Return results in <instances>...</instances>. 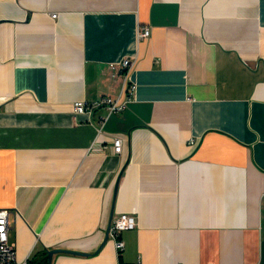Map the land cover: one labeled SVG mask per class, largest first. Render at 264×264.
Here are the masks:
<instances>
[{"label":"crops","instance_id":"0c3cea01","mask_svg":"<svg viewBox=\"0 0 264 264\" xmlns=\"http://www.w3.org/2000/svg\"><path fill=\"white\" fill-rule=\"evenodd\" d=\"M0 209L17 263L264 264V0H0Z\"/></svg>","mask_w":264,"mask_h":264},{"label":"built area","instance_id":"2783aa9c","mask_svg":"<svg viewBox=\"0 0 264 264\" xmlns=\"http://www.w3.org/2000/svg\"><path fill=\"white\" fill-rule=\"evenodd\" d=\"M56 15H51V19H55ZM149 29L139 28L137 32V40H143L149 37ZM133 62L124 60L119 65H109V69L116 71L120 69L124 71V85L128 83V71L131 69ZM128 93L132 95L135 92V86H127ZM126 103L119 99L111 97H104L98 103L92 106H86L82 102L74 104V113L77 115H86L93 108H104L107 116L100 121V130L105 124L107 118L113 114L122 112L125 109ZM112 151L115 155H120L122 150V139L120 137H113L111 139ZM8 216L9 212L5 209H0V264H28L27 262L17 263L15 260V252L13 245L9 243L8 239ZM136 227L135 219L127 214H120L117 219L113 220L108 229V237L113 241L117 253L124 250V243L120 236L123 232L133 230Z\"/></svg>","mask_w":264,"mask_h":264},{"label":"water","instance_id":"95a60500","mask_svg":"<svg viewBox=\"0 0 264 264\" xmlns=\"http://www.w3.org/2000/svg\"><path fill=\"white\" fill-rule=\"evenodd\" d=\"M119 181V179H118ZM118 181L115 185V190H114V202H115V196H116V193H117V186H118ZM108 239V230H107V235H106V238H105V242L107 241ZM55 254H66V255H79L78 253H74V252H70V251H65V250H54V251H50L48 253L49 257L51 258V256L55 255Z\"/></svg>","mask_w":264,"mask_h":264},{"label":"trees","instance_id":"16d2710c","mask_svg":"<svg viewBox=\"0 0 264 264\" xmlns=\"http://www.w3.org/2000/svg\"><path fill=\"white\" fill-rule=\"evenodd\" d=\"M29 264H46V257H44L42 261L34 262V260H32L29 262Z\"/></svg>","mask_w":264,"mask_h":264}]
</instances>
